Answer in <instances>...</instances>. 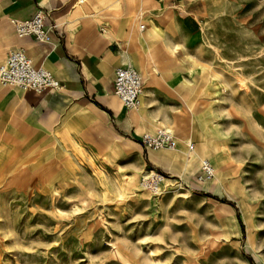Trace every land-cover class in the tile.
Wrapping results in <instances>:
<instances>
[{
	"label": "rangeland",
	"instance_id": "374dc122",
	"mask_svg": "<svg viewBox=\"0 0 264 264\" xmlns=\"http://www.w3.org/2000/svg\"><path fill=\"white\" fill-rule=\"evenodd\" d=\"M137 2L111 1L130 10L119 41L143 82L136 129H167L176 149L123 138L86 100L57 92L38 111L0 87V264H264V0L153 16ZM154 175L159 191L143 186Z\"/></svg>",
	"mask_w": 264,
	"mask_h": 264
},
{
	"label": "crops",
	"instance_id": "0c3cea01",
	"mask_svg": "<svg viewBox=\"0 0 264 264\" xmlns=\"http://www.w3.org/2000/svg\"><path fill=\"white\" fill-rule=\"evenodd\" d=\"M103 3L100 5V2ZM88 0L87 14L76 10V0H3L0 17L6 24L12 21H27L38 11L45 15L50 42L41 44L33 38H19L10 28L9 34L0 33V66L8 54L23 49L37 67L51 72L60 83L63 93L74 99L86 100L99 107L111 120L117 132L126 139L141 138L137 131V114L123 107L114 94V75L119 67L131 66L119 39L124 35L121 25L130 10L114 9L113 0ZM137 11L151 14H168L197 2V0H137ZM82 0L80 3H84ZM96 14V15H93ZM153 13L151 16L155 15ZM110 22L108 28L99 22ZM148 19V17H147ZM157 22V21H156ZM140 26H144L141 24ZM144 69V66L141 65ZM138 72V71H137ZM139 73V72H138ZM140 74V73H139ZM1 98L15 101L35 110L43 109L57 96V92L42 93L27 91L14 96L16 88H4ZM10 92V93H9ZM149 132L147 134H155Z\"/></svg>",
	"mask_w": 264,
	"mask_h": 264
},
{
	"label": "built area",
	"instance_id": "2783aa9c",
	"mask_svg": "<svg viewBox=\"0 0 264 264\" xmlns=\"http://www.w3.org/2000/svg\"><path fill=\"white\" fill-rule=\"evenodd\" d=\"M13 28L19 38H33L35 42L48 44L49 31L46 29L45 15L38 11L27 21H12ZM144 29V26H141ZM0 85L4 88H16L21 91L42 93L58 92L60 83L53 74L42 67H37L23 49L12 50L3 65L0 66ZM143 82L141 75L131 66L119 67L114 75V94L126 109H138L142 103ZM142 145L149 150L176 149L177 143L173 133L167 129H159L155 134H144ZM193 151V147H190ZM214 177V168L208 159L201 160L199 181L206 182ZM161 178L152 176L144 181L143 186L159 191Z\"/></svg>",
	"mask_w": 264,
	"mask_h": 264
},
{
	"label": "bare ground",
	"instance_id": "6f19581e",
	"mask_svg": "<svg viewBox=\"0 0 264 264\" xmlns=\"http://www.w3.org/2000/svg\"><path fill=\"white\" fill-rule=\"evenodd\" d=\"M82 0H80V2H81ZM10 93V92H9ZM25 108V107H24ZM193 109V108H192ZM181 112V111H180ZM191 114V113H190ZM180 115H182V114H180ZM179 117V116H178ZM192 117V116H191ZM192 121V120H191ZM194 121V120H193ZM181 125V124H180ZM193 125H194V123H193ZM179 126V125H178ZM184 126V125H183ZM188 127V126H187ZM183 128V127H182ZM190 130V129H189ZM174 132V131H173ZM181 134H183V133H181ZM186 137V136H185ZM187 138V137H186ZM215 138V137H214ZM217 138V137H216ZM178 139H179V137H178ZM188 139V138H187ZM211 140H212V138H211ZM220 140H218V142H219ZM115 142V141H114ZM27 144V143H26ZM225 144V143H224ZM116 145V144H115ZM110 146V145H109ZM109 146H107V147H109ZM104 147V146H103ZM106 147V148H107ZM119 147V146H118ZM225 147V146H224ZM120 148V147H119ZM223 148V147H222ZM229 156V155H228ZM221 157V156H220ZM170 158V157H169ZM159 159V158H158ZM228 159H229V157H228ZM214 160H215V158H214ZM224 160V159H223ZM216 161V160H215ZM232 161V160H231ZM216 162H218V161H216ZM220 162V161H219ZM231 164H232V162H231ZM178 165V164H177ZM181 166V165H180ZM224 166V165H223ZM233 166V165H232ZM217 170V169H216ZM223 171V170H222ZM225 171V170H224ZM229 171V170H228ZM223 173V172H222ZM227 173V172H226ZM231 173V172H230ZM233 173V172H232ZM239 174V173H238ZM231 175V174H230ZM191 181V180H190ZM235 181V180H234ZM232 182V181H231ZM222 183H223V180H222ZM231 184V183H230ZM224 185V184H223ZM235 197V196H234ZM230 207V206H229ZM224 209H225V207H224ZM226 211V210H225ZM229 211H231L230 209H229ZM229 214V213H228Z\"/></svg>",
	"mask_w": 264,
	"mask_h": 264
}]
</instances>
